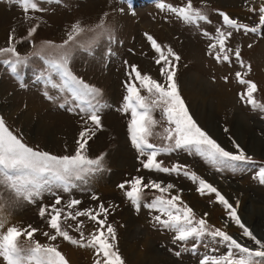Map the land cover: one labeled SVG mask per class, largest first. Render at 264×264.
<instances>
[{"label":"rangeland","instance_id":"obj_1","mask_svg":"<svg viewBox=\"0 0 264 264\" xmlns=\"http://www.w3.org/2000/svg\"><path fill=\"white\" fill-rule=\"evenodd\" d=\"M165 2L180 6L185 4L186 0ZM39 3L45 11L25 13L16 0H0V11L5 9L8 12L7 17H0V48L8 45L9 36L12 35L18 52L31 57L29 63L19 69V77L10 71L8 65L0 62V117H3L10 130L20 135L29 146L55 155H71L77 147L79 132L84 127L81 116L77 112L67 110L70 105L61 108L59 104L62 100H49L45 97V91L54 97L60 94L57 89H52L37 79L40 73L46 70L47 65L44 60L32 56L33 51L47 41L62 44L77 22L87 30L95 29L103 21L114 30L115 37L111 42L106 37L101 38L90 52L74 48L69 60V67L75 75L102 90L103 100L109 107L100 113L103 128L89 141L87 153L93 158L104 153V170L90 177L87 185L81 186L85 190L73 189L70 194L61 193L63 201L66 202L69 198L79 199V209H96L100 202L106 207L114 205L115 207L110 209L108 222L117 228L118 247L126 264H199L205 255L219 256L227 251L225 245L207 241L199 245L196 251L191 250L192 242L187 245L174 243V234L156 226L152 220V216L158 213L150 212L144 207L137 212L125 197L124 191L118 187L123 181L135 176L144 177L145 182L155 180L162 185H175L170 193L179 194L197 217H204L207 213L205 218L210 225L222 228L249 247L254 246L228 217L227 210L216 200L214 193L201 195L197 191L198 183H194L182 173L144 169L142 161L146 156H141L131 144L128 133L131 114L119 110L126 94L125 82L129 80L130 66L137 65L141 73L150 74L161 82L164 80L160 75L161 65L155 63L157 54L145 36V33H148L161 45L171 46L181 57L177 63L176 82L180 95L197 123L228 151H236L232 143V140H235L257 163L241 165L236 170L221 171L208 164L202 157L183 149L161 153L157 159L162 161L164 167L177 163L186 165L188 170L196 172L215 186L234 206L237 201L228 195L225 186L234 187V195L238 187H244L247 190L244 195L246 201L245 204L239 201L238 215L258 238L264 240V221L254 219L251 224L243 213L245 206L250 205L253 199H261L264 202V185L255 178L259 166L264 164V113L252 110L241 101L239 93L244 91L245 86L239 84L235 77L236 72L246 73L245 79L254 81L258 86L256 98L264 102V33L234 32L228 41L229 47H239L241 59L245 65L251 66V71L241 66L234 55L229 62H218L214 55L209 54V37L202 34L206 30L215 35L216 27L222 25L220 11L250 26L254 25L259 13L250 9H258L264 0H192L193 5L201 8L211 21H201L199 26L185 24L167 10L159 9L156 6L157 0H39ZM34 25H38L36 31L29 36L28 30ZM93 35V31H86L81 34L79 42L86 44ZM53 76L58 80L55 74ZM189 76H192L193 80L200 77V82L206 84L209 92L207 105H213L214 124L217 125L222 138L210 131L208 122L203 123L200 120V110L194 109L193 93L196 89L186 82ZM224 77L228 79L225 80ZM3 84H8L12 89L4 88ZM25 115H28L27 120ZM154 117L160 121L155 131L161 132L166 122L162 120L159 110L154 113ZM236 117L244 122L241 134L243 140L237 137L234 129ZM108 119L115 122L110 129L105 122ZM40 120L47 126V133L44 136L38 133V137H34L26 128L35 127ZM225 128L228 129L227 132L224 131ZM254 134L263 139V146L259 145L256 150H251L250 138ZM48 137L52 138L51 141H48ZM150 142L161 144L164 141L154 136ZM123 148L126 149L127 155L122 154ZM93 194L99 199L93 200ZM158 194L155 190H145V200L150 201ZM53 201L54 197L45 194L36 203H28L18 201L9 192L3 191L0 197V204L3 205L0 207V219L6 221L5 230L11 225H32L39 230L34 236L35 240L42 244L50 243L43 233L52 230L46 218L40 217L39 208L42 204L48 205ZM208 209L215 211L217 218H213ZM78 220L84 221L85 235L96 226L87 217H79ZM67 223L73 225L68 229L70 234L79 238V233L75 231L76 222L69 220ZM254 224L261 234L255 231ZM64 226L67 227V224ZM24 241L25 238L21 237V242ZM53 243L59 246L69 264H94L96 256L92 249L72 245L62 238H57ZM177 251L181 253L180 256L175 255ZM160 258L164 259V263ZM0 264H3L2 258Z\"/></svg>","mask_w":264,"mask_h":264},{"label":"snow or ice","instance_id":"obj_2","mask_svg":"<svg viewBox=\"0 0 264 264\" xmlns=\"http://www.w3.org/2000/svg\"><path fill=\"white\" fill-rule=\"evenodd\" d=\"M25 13L29 11H45L40 7L39 0H16ZM51 2V0H49ZM156 6L161 10L173 14L178 20L188 25L199 26L201 21L211 23L208 15L193 5L192 0L180 6L157 0ZM251 11L259 13L257 22L250 26L228 13L220 11L222 25L216 27L215 35L203 31V35L209 37V54L214 55L218 62L231 61L232 55L243 67L251 71L250 65H245L241 59L239 47L235 49L228 46V41L234 32L245 34L264 33V3L259 8ZM38 25L28 30L31 36ZM93 31L94 35L88 42L80 43L81 34ZM113 29L101 21L95 29H85L75 23L68 33L67 39L57 45L47 41L37 48L32 56L44 60L47 65L37 77L45 85L57 89L60 95L54 97L45 91L44 95L49 100H62L59 107L66 105L68 111L77 112L83 121L84 127L79 132L76 140V149L71 155H55L48 151L29 146L23 138L14 133L7 126L3 117H0V197L3 191L9 192L16 200L36 203L45 194L54 197L51 204H42L39 215L46 218L52 232H44L50 243L42 244L35 240L34 236L39 231L32 225L21 227L8 226L6 221L0 219V258L3 264H69L65 255L59 250L57 238L81 248H90L94 251L96 259L94 264H126L118 247L117 228L108 222L110 209L114 205L105 206L100 202L96 209H79V199L69 198L63 201L61 193H71L73 189L85 190L82 185L89 183V178L104 170V153L96 157H90L88 153L89 141L103 128L101 112L108 108L109 104L103 100L102 90L87 83L73 73L69 67V60L74 48L91 51L98 45L101 38L106 37L110 42L115 40ZM152 49L157 54L155 63L161 65L160 75L163 82L154 79L150 74L141 73L137 65H131L128 72L129 80L125 82L126 94L123 96L120 111L131 114L128 122V133L132 146L141 156H146L142 161L144 169L163 173L183 174L185 177L198 183L197 191L201 194H215L216 200L224 206L228 217L242 230V235L253 242L249 247L239 242L222 228L210 225L204 217H197L194 210L188 206L179 194H171L170 190L175 185L169 183L148 180L142 176L132 177L118 185L124 191L125 197L137 212L141 207L158 214L152 216L156 226L163 230L171 231L173 242L187 245L191 243V250L196 251L198 246L211 242L226 246V254L205 255L199 264H264V240L258 238L247 227L237 209L239 201L234 206L211 183L201 178L196 172L188 170L186 165L174 164L164 167L162 161L157 159L161 153H171L183 149L190 154L202 157L208 164L217 170H236L241 165H256V161L247 155L244 149L235 141L232 143L236 151L226 150L216 139L203 129L191 115L184 99L180 95L176 82L177 63L181 57L171 46L161 45L152 35L145 33ZM251 45H249L250 47ZM30 56L21 55L14 42V37L9 36L6 47L0 48V62L8 65L10 71L19 77V69L26 66ZM55 74L57 79H54ZM246 73L236 72L235 77L239 84L244 85V91L240 92V99L252 110L264 113V102L258 100L255 94L258 91L257 84L245 79ZM227 80V77H224ZM23 87L24 85L21 84ZM66 94V95H65ZM159 110L162 120L166 122L161 132L155 128L160 123L154 117ZM228 131L227 128L224 129ZM157 136L161 144L150 142ZM256 179L264 185V164L259 166ZM155 190L159 194L150 201L145 200V190ZM167 194V195H166ZM93 200L99 198L93 194ZM0 207H3L0 204ZM79 217H87L95 223V228L85 235L84 221ZM75 221V231L79 238L69 232L73 225L67 222ZM67 224V227L64 225ZM21 237L25 238L21 242ZM180 252L175 253L180 256Z\"/></svg>","mask_w":264,"mask_h":264},{"label":"bare ground","instance_id":"obj_3","mask_svg":"<svg viewBox=\"0 0 264 264\" xmlns=\"http://www.w3.org/2000/svg\"><path fill=\"white\" fill-rule=\"evenodd\" d=\"M3 9V8H2ZM3 15V17H7L8 16V12L7 10L3 9L0 11V17ZM195 77V76H193ZM194 79V78H193ZM192 79V76H189L187 78V81L186 82H189L191 84V86L193 87V89H196L195 92L193 93V96H194V109H197L198 108V111H199V115L201 116V119L203 123H205V121L208 122V127L210 129V131H212L213 133H215L219 138H222L221 134H219V131H218V128H217V125H215L214 123V113L212 114V109L213 108V105H210L208 106L207 105V102H208V91H207V88H206V84L203 85L201 82H200V77H196L195 79L196 80H193ZM203 81V80H202ZM211 86V85H210ZM3 87L4 88H10L11 86H9L8 84H3ZM12 89V88H10ZM190 91V90H189ZM114 93V92H113ZM223 93V92H222ZM225 94V93H224ZM192 95V94H191ZM226 96V94L224 95ZM193 98V97H192ZM209 104V102H208ZM46 105V104H44ZM232 111V110H231ZM29 115V114H28ZM28 115L24 116V118L27 120L28 118ZM223 115V114H222ZM52 117V116H51ZM109 118V117H108ZM227 118V117H226ZM233 118V117H232ZM24 119V120H25ZM217 119V118H216ZM28 121L30 122V120L28 119ZM106 124H107V127L110 129L112 127V125L115 124L114 120L113 119H108L105 121ZM242 123H244L241 119H239L238 117L235 118V125H234V129H235V132L237 134V137L241 138L243 140V136L241 135L243 133V125ZM117 124V123H116ZM28 125V124H27ZM28 127V126H27ZM233 127V126H232ZM233 129V130H234ZM27 131H31L34 135V137H36L38 135V133H40L42 136H44L45 133H47V126L40 120L36 125L35 127L33 128H26ZM43 133V134H42ZM38 137V136H37ZM52 139L51 137H48V141ZM240 139V140H241ZM250 148L251 150L253 149H257L260 146H263V143H262V140L260 139V137H257L255 134L251 136L250 138ZM51 141V140H50ZM261 148V147H260ZM263 149V148H261ZM122 151V154L125 155L127 153L126 149H121ZM128 154V153H127ZM126 154V155H127ZM262 155H264V152L262 153ZM124 157V156H123ZM125 158V157H124ZM128 158V157H127ZM227 184V183H226ZM225 184V185H226ZM224 185V184H223ZM224 185V186H225ZM223 187V186H222ZM230 187V188H229ZM226 189V192L228 193V195L230 197H232L235 201H241L242 204H245V201H246V197H244V195L247 193V190H245L244 187H238V191H235L236 194L234 195L232 190H234V187L231 188L230 185H226L225 186ZM262 203H264L261 199H253L251 201V204L250 205H246L245 206V209H244V216L246 217V219L249 221V223H253L254 222V219L259 220V222H262L264 221V205H262ZM201 207H203L202 205H199ZM207 211H209V214L212 215L213 218H217V213H215V211L213 210H210L208 209ZM126 216V215H125ZM127 219V218H126ZM130 221V220H129ZM250 224V225H251ZM255 226V231L259 234L260 233V230L258 229L257 225L254 224ZM257 227V228H256ZM148 237V236H147ZM146 237V238H147ZM261 237V236H260ZM148 240V239H147ZM145 241V240H144ZM149 243V242H147ZM143 258V257H142ZM161 260V258H160ZM161 261H163L164 263V259H162Z\"/></svg>","mask_w":264,"mask_h":264}]
</instances>
